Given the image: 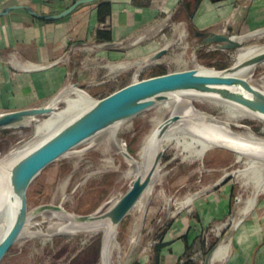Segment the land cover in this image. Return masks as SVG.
I'll return each mask as SVG.
<instances>
[{"label": "rangeland", "instance_id": "rangeland-1", "mask_svg": "<svg viewBox=\"0 0 264 264\" xmlns=\"http://www.w3.org/2000/svg\"><path fill=\"white\" fill-rule=\"evenodd\" d=\"M174 21L186 22L184 23L185 34L178 32L176 24H171L167 27L165 34L160 33L150 40L126 48L128 53L124 59L132 64L130 67L117 75L111 73L104 80L99 78V74L85 77L83 82H79L78 87L86 90L95 98H101L133 81L141 63L143 67L137 74L139 79L158 73L199 66L220 70L235 63L236 50L205 47L196 52L202 38L196 36L195 33L203 29L189 24L190 20L186 13L177 15ZM225 27V24L221 22L207 26L204 30L223 31L225 29L231 34L244 37L250 32L261 29L235 32ZM248 37L244 38L246 41H244V46L264 45V33ZM168 43L170 46L160 57L161 61L147 64L145 61L147 48L144 46L149 44L152 50L160 49ZM98 63L105 64L106 62L102 63L101 60L95 62V64ZM250 80L264 89V64L257 65ZM76 81V78H70L59 92L44 104L54 99H63L67 88ZM194 104L201 111L212 114L222 122H234L233 118L228 115V110L214 102L199 100ZM66 106L67 102L63 101L59 109ZM173 107L162 105L152 107L121 126L117 131L116 139L112 136V130H106L52 162L29 188L28 214H32L38 206L47 203L62 204L68 212L76 214H91L100 209H107L113 200L120 198L129 189L134 180L127 164L123 162V156L118 151L117 141L125 142L129 151L137 154L145 138L158 121L177 110L175 105ZM69 113L62 116V121L69 116ZM47 116L41 115L40 117ZM239 121L240 124L250 127L258 136L264 137V121L259 119ZM27 122L0 130V157L25 146L34 145L48 134L46 130L35 134L34 128ZM231 128L234 132L244 134L243 129L238 126L233 125ZM108 157L114 158L113 166L106 161ZM251 160L248 156L239 158L236 152L219 146L208 149L202 157L184 160L179 148L174 144L169 145L161 161V173L156 176L147 194L118 227L116 239L120 245V251L114 252L113 263L125 264L129 255H134L137 259L145 245L152 243L149 246H153L162 235L169 211L175 210L183 200L192 197L186 207L187 210L194 207L204 197L216 195L222 197L224 201L217 217L215 216V219L213 218L208 223L207 230L203 233L206 247L201 254L196 256L197 261L194 263L204 264L208 252L218 246L228 235L230 225L221 231L218 230V225L227 222L232 215L236 214L239 199L248 198L253 193L256 183L255 179L250 178L245 185L235 175L221 183L218 181L223 179L225 172L244 168L250 164ZM257 168L259 169L257 176H264V160L258 164ZM33 221L37 222L33 230L41 231L46 235L18 239L0 264H99L103 246L101 231L55 233L54 230L61 222L60 220L49 216H38ZM248 225H264V192L259 195L252 213L234 233V240L237 236L249 235ZM215 264H221V262L218 261Z\"/></svg>", "mask_w": 264, "mask_h": 264}, {"label": "crops", "instance_id": "crops-1", "mask_svg": "<svg viewBox=\"0 0 264 264\" xmlns=\"http://www.w3.org/2000/svg\"><path fill=\"white\" fill-rule=\"evenodd\" d=\"M77 1L0 0V111L42 105L70 78L117 75L132 65L124 59L126 48L165 34L171 24L184 27L185 21H174L181 13L203 30L221 22L235 32L264 27V0H199L198 6V0H92L64 18L39 16L59 14ZM145 47L147 57L159 50ZM99 60L106 63L95 64ZM223 201L207 196L187 210L169 211L160 239L145 245L134 264H194ZM246 217L221 264H264V225H248L249 235L234 240Z\"/></svg>", "mask_w": 264, "mask_h": 264}, {"label": "water", "instance_id": "water-1", "mask_svg": "<svg viewBox=\"0 0 264 264\" xmlns=\"http://www.w3.org/2000/svg\"><path fill=\"white\" fill-rule=\"evenodd\" d=\"M88 1L92 0H78L59 14L39 16L51 19L64 18L78 5ZM198 3L199 0L197 6ZM195 35L202 38L200 45L196 48V52L214 45L215 49L220 50H238L244 46V40H240L239 35L231 34L226 30H197ZM167 49V46L160 48L154 54L148 56L145 61L147 64L155 63L166 53ZM263 61L264 51L251 55L242 61H236L233 65L220 70L201 71L198 67H194L133 80L104 97L95 98L93 102L78 110L65 122L55 128H50L47 131L48 134L32 145L25 153L8 163L1 164L0 167L3 169L1 188L7 187L12 190L15 199L19 202V207L10 231L0 241V263L19 239L28 220L27 201L29 188L48 165L100 133L111 130L117 125L123 126L142 112L162 105L164 102L171 101L172 96L176 93L216 94L264 116V89L242 75L244 69L260 64ZM73 85L78 87L79 81H76ZM51 112L52 106L48 104L19 110L0 111V130L25 123L33 116L47 115ZM201 112L203 115L213 116L206 111ZM184 119L185 116L182 112L177 110H174L168 117L161 119L156 127L155 142H160L170 128ZM215 139L216 146L236 153L264 152L263 145L251 144L226 136H215ZM126 154L131 156L127 150ZM163 155V152L158 153L155 163L148 174L144 177L137 176L134 178L129 189L103 213L96 215L94 213L97 211L91 214L69 212L70 215L80 222L109 218L118 228L124 218L152 186L157 171L161 167ZM232 175V173L226 174L219 183ZM35 210L45 212L66 209L62 204L47 203L38 206ZM216 247H213L208 252L204 264H212ZM135 260L136 256L130 255L125 264H134Z\"/></svg>", "mask_w": 264, "mask_h": 264}, {"label": "bare ground", "instance_id": "bare-ground-1", "mask_svg": "<svg viewBox=\"0 0 264 264\" xmlns=\"http://www.w3.org/2000/svg\"><path fill=\"white\" fill-rule=\"evenodd\" d=\"M176 27L178 31H181L180 33L183 34L184 32L185 34L186 29L184 27H181L180 25H176ZM250 33H248L247 36L244 37L239 36V39L244 40L245 37L251 35L263 34L264 28L257 30L253 34ZM166 46L169 47L170 46L169 43ZM211 47L215 48V45ZM263 51H264V45H260V44L245 45L239 48L238 50H236L234 59L235 62L242 61L251 55L258 54ZM159 60L160 59H158L157 61ZM261 63L264 64V61ZM127 65L128 64H124V66ZM257 65L244 69L242 71V75H244L250 80V76L254 72ZM142 67H143V63H141L140 66L138 67L139 69L138 72L135 73L134 80L139 79L137 78V74L139 73ZM198 68L201 71L215 70V68H209L205 66H199ZM66 92L67 93L65 97H63V99H58V100L54 99L53 101L47 103L48 105L52 106V112L48 113L47 117L41 118L40 117L41 115H38V116H33L28 120L27 123L34 128L35 134L44 132L45 130L47 132L50 128H55L59 126L67 119H69L73 114H75L78 110L82 109L83 107H85L86 105L90 104L95 100V97H93L90 93L75 85H70V87L67 88ZM199 100H208L210 102H214L215 104L224 107L225 109L228 110V115L231 118H233L232 120H234V122L231 121L222 122L215 116L209 117L203 115L201 110L198 109L194 104L195 101H199ZM63 101L67 102V106L63 109H59V105ZM174 105L175 107H177V111L182 112V114L185 116V119L175 124L172 128H170V130L167 132L165 137L160 142H155L154 140L157 125L145 138L137 154H132L129 151L127 144L125 142L117 141L118 151L123 156V162L127 164V167L131 171V174L134 176V178H136L137 176H142V177L146 176L150 171V169L153 167L158 153L160 152L164 153L167 147L173 144L179 148V152L184 160H188L194 157H202L208 149L212 147H217L215 136L231 137L236 140L264 146V137L258 136L254 131H252L250 127L240 124L239 121L241 119H259L261 121H264V116L251 111L250 109H248L243 105H240L232 101H228L220 97L219 95L207 94V93H186V94L176 93L172 96L171 101L164 102L162 104V106H170V107L171 106L173 107ZM67 113H69V116L62 121L61 119L62 116ZM233 125L242 128L244 134L234 132L231 128V126ZM120 127H121L120 125H117L116 127L111 129L113 131L112 136L115 137V139L117 138L116 137L117 131L119 130ZM31 146L32 145L25 146L5 156H1L0 165L1 164L3 165L4 163H8L12 159L22 155ZM126 150L130 152L131 156H128L126 154ZM237 154L239 158H242L244 156L250 157L252 159L250 161V164L246 165V167L244 168L234 169L232 171H227L225 173L226 174L232 173L238 179L242 180L245 183V185L246 183H248L250 178L255 179L256 183L254 186L253 193L248 198L239 199L238 210L236 214L232 215L227 222L218 225L219 231L220 229H223L224 227H227L229 225H230V229L228 232L229 234L226 235L223 241L216 247L212 258V264L215 262V260L216 261L222 260L229 254L230 252L229 241L231 239L234 230L241 222V220L245 218L252 211L255 204L257 203L259 195L264 192V176L261 177L257 176V172L259 170L257 166L258 164H260V162L264 160V152H260V153L237 152ZM106 161L113 166L114 164L113 157L106 158ZM2 171L3 169L2 167H0V241L10 231L16 219L18 207H19V202L15 199L12 190L7 187L1 188ZM160 173H161V167H159L156 176L157 175L159 176ZM221 180H219L218 182H220ZM191 198L192 197H190L188 200H183L177 208L181 209L185 205L187 206ZM116 201L117 199L113 200L112 204H114ZM105 210L100 209L94 214L99 215L103 213ZM38 216H49L51 218L60 220L61 222L54 230L55 233L56 232L73 233L78 231L94 233L101 231L103 233V246H102L101 258L99 264H114L113 255L116 250L120 251V245L116 239L118 228L116 227V225H114L111 222L109 218L80 222L76 220L72 215H70V213L67 210H60V211L51 210L45 212H39L37 210H34L32 214L30 213L28 220L25 223V226L20 234L19 240L20 238L23 237L26 239V238L46 235L41 231L33 230V228L37 225V222L33 221V219L34 218L36 219Z\"/></svg>", "mask_w": 264, "mask_h": 264}, {"label": "trees", "instance_id": "trees-1", "mask_svg": "<svg viewBox=\"0 0 264 264\" xmlns=\"http://www.w3.org/2000/svg\"><path fill=\"white\" fill-rule=\"evenodd\" d=\"M164 73H166V72H164ZM158 74H163V73H158ZM158 74H155V75H158ZM153 76V75H152Z\"/></svg>", "mask_w": 264, "mask_h": 264}]
</instances>
